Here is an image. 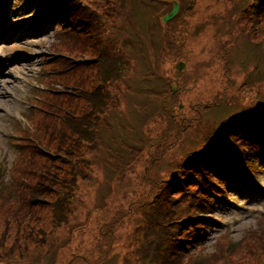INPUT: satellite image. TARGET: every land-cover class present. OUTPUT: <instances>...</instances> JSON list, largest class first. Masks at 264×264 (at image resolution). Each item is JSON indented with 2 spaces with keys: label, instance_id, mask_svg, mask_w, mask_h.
I'll return each instance as SVG.
<instances>
[{
  "label": "rangeland",
  "instance_id": "rangeland-1",
  "mask_svg": "<svg viewBox=\"0 0 264 264\" xmlns=\"http://www.w3.org/2000/svg\"><path fill=\"white\" fill-rule=\"evenodd\" d=\"M9 1L7 9H15ZM163 1L169 0H84L86 7L104 12L106 30L99 34V50L105 52L117 45L132 56V67L120 84L122 90L116 92L118 100L104 114L99 127L100 144L105 145L98 149L81 145L75 151L92 163L82 165L87 180L77 177L69 221L56 226L53 211L47 209L39 210V218L30 225H23L30 226L26 228L30 230L43 224L48 233H53V250L49 254H32L37 256L33 262L18 259L15 264H135V249L143 239L137 228L142 215L176 166L188 160L192 152L207 148L206 131L213 130L212 124L223 123L232 112L250 108L254 99L264 101V40L261 34L249 32L241 15L232 16L231 7L241 0H177L187 9L183 13L185 24L179 20L181 26L166 48L159 38L163 35L160 40L167 41L166 32L176 25L166 26V32L163 29L161 34L166 23L163 15L171 10L161 8ZM130 3L137 25L129 21L126 24V16L122 15ZM41 5H33L35 9L31 10L28 3L25 9L28 15L36 13L39 25L34 30L20 34L26 20L16 18L12 11L6 20L8 25L0 26V161L9 162L1 165L4 179L13 177L18 159L24 157L17 143L24 126L29 125L26 114L44 119V111L48 110L45 103L41 104L43 96L56 100L54 93L64 89L79 94L80 75L79 82L86 80V86H82L85 89L98 79L93 62L77 66L79 70L68 77L56 75L61 64L55 54H60L64 65L70 64L64 61L69 57L97 58L98 43L83 33L78 38L71 37L62 21L61 27L56 20L46 22ZM181 37L182 44L178 43ZM176 43L180 47L172 49ZM179 65L182 68L178 69ZM128 88L137 92L129 93ZM224 91L230 96L226 104L222 100ZM233 93L238 102H233ZM165 98L169 99L164 101ZM58 101L61 108L57 110L63 114L66 108L76 113L82 107L80 98H75L70 107L66 97ZM84 109L88 110V105ZM32 144L35 142L27 140L25 149H34ZM50 145L48 149L53 152H65L57 148L56 140H51ZM35 159L41 162L44 158L38 155ZM72 169L68 164L62 168L67 172ZM259 169L258 183L263 187L264 166ZM190 189L195 191L194 186ZM257 192L249 182L227 194L225 201L213 208L216 218L210 219L207 230L204 228L205 240L188 249L190 255L185 260L189 259L190 264L261 261L264 245L257 242L264 238V223H259L264 219L260 218L264 213V190L257 198L247 200ZM253 229L257 234H252ZM15 230L13 225L5 240L0 225V240H5L0 252L14 245L18 238ZM19 237L16 246L26 245L31 253L37 242L27 234ZM4 263L5 259L0 262Z\"/></svg>",
  "mask_w": 264,
  "mask_h": 264
},
{
  "label": "trees",
  "instance_id": "trees-1",
  "mask_svg": "<svg viewBox=\"0 0 264 264\" xmlns=\"http://www.w3.org/2000/svg\"><path fill=\"white\" fill-rule=\"evenodd\" d=\"M3 1L0 0V5ZM42 1L46 3L47 20L56 19L59 27H61L60 22L62 21V27L71 31V37L78 38L79 34L83 33L87 36L90 35L93 42L98 43L96 45L99 53L97 58L74 59L69 57L64 61H70V64L64 65L60 54H55L57 55L56 60L61 64H59L60 68L56 71V75L68 77L79 70L77 66L91 65L90 63L93 62L92 64L96 65L98 79L93 86H87L90 89H85L82 86H86V80L82 83L79 82L80 75L77 79L79 94L74 93V90L64 89L54 93L57 101L43 96L41 104H46L45 109L48 112L44 111V119H33L30 116L33 123L32 129L26 128L24 131L25 140L21 138L17 143L19 154H23L24 157L18 159L13 177L4 179L0 168L2 235L6 236V240L15 225V233L18 237L14 240L12 247H6V251L0 252V262L5 259L4 264H15L14 261L18 259L31 262L37 257L32 254L41 255L53 250L51 249L54 243L53 233H48L43 224L34 229L30 228V230H26L30 226L23 227V225L24 223L30 225L34 219L39 218V210L47 209L53 211L54 221L57 222L56 226H61L63 222L69 221V206L75 202L77 177L81 175L87 180L82 165L89 166L92 163L87 156H83L81 152L76 154L75 151L81 145L97 149L105 145L100 144L102 138L99 127L104 114L118 100L116 92L122 90L120 84L133 62L132 56L126 50H122L120 47L116 48L117 45L110 46V49L105 52H101V48L99 50L102 42L99 34H104L106 30L103 22L104 12L97 13L95 9L86 7L84 0ZM120 1L125 2V0ZM173 3L174 0H169L161 2L160 5L161 8L165 4L168 8H172ZM111 10L114 8L111 7ZM124 10L122 15L126 16V24L129 21L130 24L137 25L131 12V3ZM231 10L232 16L234 14L241 15L242 22L246 21L248 24L252 22V28H250L252 33L254 32L256 36L262 34L264 39V0H241L233 4ZM186 11L187 9H181L174 19L164 25L159 22L160 26L163 25L161 34L163 29L166 32V26L171 25L173 28L172 24L176 25L173 29H168L171 31L170 33L166 32L167 41L165 39L162 43L160 39L163 38V35L159 38L165 48L169 40L174 37L173 34L181 26L179 20L180 23L184 22L185 24L183 13ZM119 13V10L115 13L117 18ZM176 22L177 24H175ZM255 25L257 26L254 27ZM182 40H184L183 37L179 39L178 43L182 44ZM180 44L176 47L174 45L172 49L179 48ZM128 90H130L129 93L137 92L135 88H128ZM232 96L235 98L233 102L239 101L236 98V93H233ZM65 97L69 107L72 106L75 98H80L82 107L80 106L74 114H72L73 112L69 113L71 110L66 108V112L59 115L62 112L57 110L61 108L58 100L65 99ZM229 99V93L224 91L222 100L228 103ZM251 103L253 105L250 109L235 113L233 117L223 123L213 124V130L206 131L207 148L200 152L196 151L190 157L188 156V160L177 165L174 174L172 172L165 180L164 188H161L150 200L146 212L142 215L141 224L137 227L140 228L143 239L135 249V264H190L189 259L185 260L190 255L188 249L205 239L203 228L207 225L208 220L203 216L211 211L214 205L225 200L228 190H223V187L227 186L229 190H232L237 184L239 174L235 171L231 172L229 169L237 168L240 165L238 161H240L247 167L251 176V172H254L252 161L264 149V101L260 102L254 99ZM87 105L89 109L85 110ZM209 133H211L210 136ZM213 135L214 140L211 141ZM27 140L35 142V145L32 144L34 149H25ZM51 140L58 142L59 150L64 148L66 159L60 158L48 149L51 146ZM67 142L68 145H66ZM261 153L264 159V151ZM38 155L44 158L43 161L35 159ZM73 155L74 158H72ZM67 164L73 168L70 172L62 170ZM59 173L66 179L61 178ZM69 175L71 176L68 178ZM190 186L195 187L194 192H191ZM260 218H264V213ZM259 223H264V219H260ZM22 234L30 235L31 241L37 242L31 253H28L26 245L23 248L16 246L20 239L19 236ZM252 234H257V231L254 230ZM5 240H0V246H5ZM257 243L264 245V238L262 237ZM220 248L223 249V247ZM15 251H18L17 254ZM73 255L78 254L73 252ZM213 262L210 261L211 264ZM223 264L227 263L223 262ZM259 264H264V260Z\"/></svg>",
  "mask_w": 264,
  "mask_h": 264
},
{
  "label": "water",
  "instance_id": "water-1",
  "mask_svg": "<svg viewBox=\"0 0 264 264\" xmlns=\"http://www.w3.org/2000/svg\"><path fill=\"white\" fill-rule=\"evenodd\" d=\"M178 9H179V5L175 4L172 11L169 14L165 15L163 20L167 21V20L171 19L172 17H174L176 15Z\"/></svg>",
  "mask_w": 264,
  "mask_h": 264
},
{
  "label": "bare ground",
  "instance_id": "bare-ground-1",
  "mask_svg": "<svg viewBox=\"0 0 264 264\" xmlns=\"http://www.w3.org/2000/svg\"><path fill=\"white\" fill-rule=\"evenodd\" d=\"M232 156V155H231ZM66 159V158H65Z\"/></svg>",
  "mask_w": 264,
  "mask_h": 264
}]
</instances>
